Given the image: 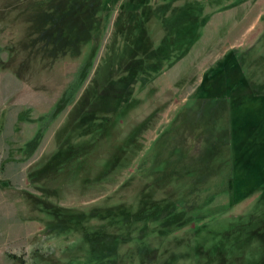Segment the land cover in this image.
<instances>
[{"label": "rangeland", "instance_id": "374dc122", "mask_svg": "<svg viewBox=\"0 0 264 264\" xmlns=\"http://www.w3.org/2000/svg\"><path fill=\"white\" fill-rule=\"evenodd\" d=\"M0 264H264V0H0Z\"/></svg>", "mask_w": 264, "mask_h": 264}, {"label": "trees", "instance_id": "16d2710c", "mask_svg": "<svg viewBox=\"0 0 264 264\" xmlns=\"http://www.w3.org/2000/svg\"><path fill=\"white\" fill-rule=\"evenodd\" d=\"M95 52H93L88 60V62L84 63L81 70L79 71L77 77L73 81L72 85L69 86L67 89L63 100L55 107L52 113L47 115L43 120H41L42 125L40 126L39 132L36 134V136L27 143L26 145V153L30 156L33 154V152L39 147L43 133L47 130L49 125L55 121V119L67 108L68 105H70L74 98L76 97L77 93L80 91V89L83 87L84 83L86 82L89 72L92 68V61L94 59ZM76 149L70 148L66 150L65 152H59L53 158L51 161L46 165L44 169L37 172V174H31L30 179L33 180V177H35L38 174L45 173V171L51 169V171H55L57 169H60L61 166H64L65 163H67L71 158H73L76 154Z\"/></svg>", "mask_w": 264, "mask_h": 264}]
</instances>
